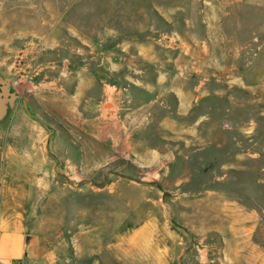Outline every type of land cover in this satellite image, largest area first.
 I'll list each match as a JSON object with an SVG mask.
<instances>
[{
	"label": "rangeland",
	"instance_id": "obj_1",
	"mask_svg": "<svg viewBox=\"0 0 264 264\" xmlns=\"http://www.w3.org/2000/svg\"><path fill=\"white\" fill-rule=\"evenodd\" d=\"M5 2L0 69L71 134L32 263L264 264V0Z\"/></svg>",
	"mask_w": 264,
	"mask_h": 264
},
{
	"label": "crops",
	"instance_id": "obj_2",
	"mask_svg": "<svg viewBox=\"0 0 264 264\" xmlns=\"http://www.w3.org/2000/svg\"><path fill=\"white\" fill-rule=\"evenodd\" d=\"M36 115L0 130V264H33L39 246L36 239L26 244L28 234L37 235L31 222L42 219V204L57 190L59 171H71V134L57 126L61 119ZM85 130L106 148L109 139L117 145L131 136L116 115H102Z\"/></svg>",
	"mask_w": 264,
	"mask_h": 264
},
{
	"label": "water",
	"instance_id": "obj_3",
	"mask_svg": "<svg viewBox=\"0 0 264 264\" xmlns=\"http://www.w3.org/2000/svg\"><path fill=\"white\" fill-rule=\"evenodd\" d=\"M5 0H0L4 7ZM16 73H6L0 69V130L14 126L18 121L17 113L23 111L29 117H37L31 103L15 86ZM34 239L32 234L26 236V244Z\"/></svg>",
	"mask_w": 264,
	"mask_h": 264
},
{
	"label": "bare ground",
	"instance_id": "obj_4",
	"mask_svg": "<svg viewBox=\"0 0 264 264\" xmlns=\"http://www.w3.org/2000/svg\"><path fill=\"white\" fill-rule=\"evenodd\" d=\"M109 105V104H108Z\"/></svg>",
	"mask_w": 264,
	"mask_h": 264
}]
</instances>
